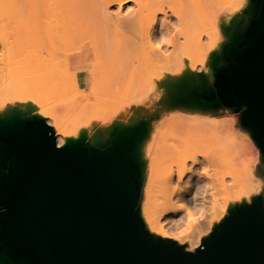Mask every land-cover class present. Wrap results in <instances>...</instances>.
Wrapping results in <instances>:
<instances>
[{"label": "bare ground", "instance_id": "1", "mask_svg": "<svg viewBox=\"0 0 264 264\" xmlns=\"http://www.w3.org/2000/svg\"><path fill=\"white\" fill-rule=\"evenodd\" d=\"M242 1L232 0L231 6ZM213 2L0 0V101L8 107L2 113L9 115L13 102L18 111L27 106L22 121L44 122L55 148L66 150L83 144L75 128L92 115L91 95L110 94L113 105L119 108L133 106L139 99L154 102L144 122L150 136L145 134L144 124L139 128L141 137L135 134L140 133L138 130L129 134L133 125L126 123L124 129L108 137L106 152L108 163L118 165V154L126 155L131 139L134 141L128 157L137 168L121 174L122 183L134 197H143L148 187L144 182L142 189V171L146 168L147 174L154 173L153 196L137 204L143 229L154 236L166 237L168 231L188 222L198 233L203 232L206 240L220 231L224 220L236 218L253 206L261 209L264 221V152L258 141L254 140L256 155L246 143H233L227 134L199 117V110L191 109L188 100L179 99L181 87L165 97L155 93L162 82L179 80L184 86L194 78L199 83L209 77V66L216 69L210 56L211 38L220 42L224 32L223 20L212 22L217 12H212ZM262 2L257 0L256 4L263 6ZM253 38L258 34L250 41ZM250 41H230L227 55L238 57L249 51ZM196 73H202L201 80ZM35 91L50 95L52 101H40L36 96L28 103L21 98L11 100L16 96L31 98ZM162 105L168 108L163 123H169L177 140L176 146L163 152L158 129L163 113L160 109L151 113ZM19 122L3 119L1 131L11 129L18 139L34 131L26 128L27 122ZM224 140L232 144L229 148L237 157L235 164L231 158L227 161L220 153L214 156L200 147L222 146ZM0 160L4 161L1 180L9 177L18 161L3 141ZM236 163L241 165L238 176L233 167ZM192 214L197 217L190 220ZM197 247H201L199 240L182 250L194 252ZM0 264L31 263L0 243Z\"/></svg>", "mask_w": 264, "mask_h": 264}, {"label": "water", "instance_id": "2", "mask_svg": "<svg viewBox=\"0 0 264 264\" xmlns=\"http://www.w3.org/2000/svg\"><path fill=\"white\" fill-rule=\"evenodd\" d=\"M254 34L249 51L215 80L222 104L246 107L243 120L264 152V22ZM29 128L21 139L0 140L18 160L0 180V243L16 257L31 264H264L259 207L224 220L195 252L152 241L137 221V196L121 181L130 166L121 158L111 166L105 152L86 164L79 150L55 148L44 122Z\"/></svg>", "mask_w": 264, "mask_h": 264}, {"label": "rangeland", "instance_id": "3", "mask_svg": "<svg viewBox=\"0 0 264 264\" xmlns=\"http://www.w3.org/2000/svg\"><path fill=\"white\" fill-rule=\"evenodd\" d=\"M223 1H225V4H222ZM228 1V2H227ZM239 1V0H238ZM241 1V0H240ZM244 0L240 3H238V6L232 7L233 4L232 0H214L213 6H212V12L215 13L216 16L212 17V22L216 24L218 20V24L220 20L222 21L221 28L223 29V39L218 42L215 40L214 37H212V47L210 49V56L211 60H214V66L216 69H212V67L209 66L210 74L207 79H203L201 82L193 81L191 79L188 81L184 86L180 84L179 80L177 81H170L169 84L166 82H162L158 89H156L155 93L162 96L168 95L169 93L173 92V90H176V88L181 87L177 96L179 99H185L188 100L190 103L191 109H198L199 110V117H203L204 121H206L209 125L214 127L217 130L222 131L223 133L227 134L232 140L233 143H241L244 142L248 145L250 153L256 155L258 149L254 145V133H253V127L243 120V117L245 115L246 107L242 104V102H229V104H222L219 97H218V90H219V84H217L214 76L215 74L221 73L222 70H224L228 65H230V61L235 57H230L227 55L226 47L228 44H230V41H234L235 43L239 41V38H237L236 35H234L231 31V28L235 25L237 22L239 16H237L234 19H230L228 17H225L222 15L226 12L229 14H232L233 12L240 11V8L243 4ZM257 2V0H256ZM254 3L253 6H258ZM264 6V0L262 2ZM223 6L221 9L219 7ZM219 9V11H218ZM256 42V39H252L249 42V45L254 44ZM44 53V52H43ZM45 54V53H44ZM43 54V55H44ZM228 59V60H224ZM1 63V62H0ZM2 65V64H1ZM0 65V66H1ZM201 70V69H200ZM216 70V71H215ZM199 71V70H197ZM202 71V70H201ZM199 73V72H198ZM202 75V73L200 75ZM1 75V74H0ZM204 77V76H203ZM201 76L199 77V80ZM205 78V77H204ZM197 79V78H196ZM1 82V81H0ZM2 83H0L1 85ZM167 86V88H166ZM190 86V87H189ZM25 89L24 91H26ZM84 91L88 90L87 86L83 87ZM153 93V90L150 92ZM103 94V93H102ZM93 94L90 96L89 103H92L93 111L92 115L89 120H83V122L77 126L75 129L77 130V133L82 138V143L79 144V146L73 147L74 149L79 150L83 154L84 162L86 164H89L93 159L100 157L103 155V153L109 150V141L108 137H112L116 135L120 130L124 129L126 126L125 124L128 123L130 126L134 129L133 131H128L129 134H132L135 130H138L135 133L136 136L140 134V137L142 136V132L140 131V126L143 125L145 134L147 136H150V134L147 133V126L145 125L146 121V115L148 112V109L153 108L154 102L152 100L147 99H139L135 105L126 106V107H117L116 105H113V100L110 97V94ZM36 99L40 101H52L53 98H51L50 95L39 93L37 91L33 92V95L31 98L27 97H12L11 100H24L23 103H28V100L32 99V97H35ZM30 97V96H29ZM165 97V96H164ZM26 98V99H24ZM58 107V106H57ZM64 111L66 110L65 106ZM63 107H58V110L63 111ZM67 107V106H66ZM117 107V108H114ZM8 109L6 105L3 104L2 101H0V119H12V121H21L23 123H26V128L37 126L38 123L34 120L29 121H22L23 115L26 113V109H28L27 106L22 105V110L18 111L16 102H13L10 107V114L6 115L5 113H2V111ZM159 109L162 111L163 115L161 119L159 120V132H160V150L167 151V149L172 148L173 146L177 145L176 135L175 131L169 126V123L164 124L163 121L167 116L168 108H166L164 105L162 106H156L154 107L153 111L151 113H158ZM59 111V112H60ZM61 111V112H62ZM63 111V112H64ZM0 120V122L2 123ZM16 126V125H15ZM128 127V128H129ZM2 125L0 127V140H4L5 138L15 134L14 131H10L11 129H6L4 131L2 130ZM4 129V128H3ZM13 133V134H12ZM251 136V137H250ZM226 143H224L222 146L218 145H209V146H200L202 148H207L212 155L218 156V153H220L226 160L231 158V162H236V155L232 152V148H229L232 144L230 141L224 140ZM86 147H85V145ZM89 144V145H88ZM134 141L131 139V143L129 144V151L125 155L124 153H119L118 159H122V166L123 167H134L137 168L136 163L132 161V159L128 156H131L132 149L134 147ZM198 147V148H200ZM260 148V146H259ZM227 149V150H225ZM131 150V151H130ZM107 156V155H106ZM180 159H176L173 164L177 163ZM169 163L168 161H165L163 164ZM235 169V175H240V168L241 165L237 164L233 166ZM211 173V171H210ZM142 177H143V185L144 182L146 183L147 188L144 189V196L142 197H136L135 205H134V212L137 218V221L139 222V225L141 227V230L144 234H146L152 241L156 242H164L169 243L173 246H188L196 243L198 240L200 243H202L205 238L202 236L204 233L201 232L198 233L196 229L192 228V225L188 224V222H184L179 225L178 228L172 229L166 233V237L161 236H154V234L148 232L146 229H143L141 222L137 216L138 211V205L145 197H152L154 193L155 183H154V173H148L146 171V168L142 171ZM141 189V190H142ZM140 198V199H139ZM219 198V197H217ZM139 200V201H138ZM138 204V205H137ZM193 215V214H192ZM197 215H193L190 217V220L196 218ZM201 236V237H200ZM198 248V247H197ZM196 250V248H195ZM194 250V252H195Z\"/></svg>", "mask_w": 264, "mask_h": 264}, {"label": "crops", "instance_id": "4", "mask_svg": "<svg viewBox=\"0 0 264 264\" xmlns=\"http://www.w3.org/2000/svg\"><path fill=\"white\" fill-rule=\"evenodd\" d=\"M254 3L255 0H244L239 12L236 11L232 14L226 12L221 17L223 18V16H225L232 20L240 14L237 22L231 28V31L239 39L244 41L250 40L252 34L256 32L264 22V6H253Z\"/></svg>", "mask_w": 264, "mask_h": 264}]
</instances>
